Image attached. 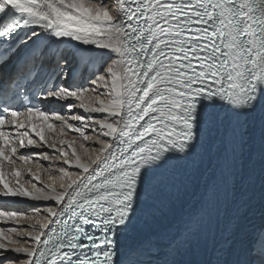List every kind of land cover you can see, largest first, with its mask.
Wrapping results in <instances>:
<instances>
[{"label": "snow or ice", "instance_id": "1", "mask_svg": "<svg viewBox=\"0 0 264 264\" xmlns=\"http://www.w3.org/2000/svg\"><path fill=\"white\" fill-rule=\"evenodd\" d=\"M257 185L264 0H0V264H264Z\"/></svg>", "mask_w": 264, "mask_h": 264}, {"label": "bare ground", "instance_id": "2", "mask_svg": "<svg viewBox=\"0 0 264 264\" xmlns=\"http://www.w3.org/2000/svg\"><path fill=\"white\" fill-rule=\"evenodd\" d=\"M75 134H70L69 138ZM51 151V150H49ZM47 163V162H45ZM262 223H264V201L260 198V191L258 189L256 199L252 205L251 215L248 219L246 225L247 230L251 231L254 228H258Z\"/></svg>", "mask_w": 264, "mask_h": 264}]
</instances>
